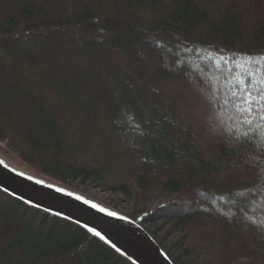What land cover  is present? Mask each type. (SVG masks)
Returning <instances> with one entry per match:
<instances>
[{"label":"trees","instance_id":"trees-1","mask_svg":"<svg viewBox=\"0 0 264 264\" xmlns=\"http://www.w3.org/2000/svg\"><path fill=\"white\" fill-rule=\"evenodd\" d=\"M0 152L67 187L170 194L128 217L173 264H264V0H0ZM0 264L132 263L0 191Z\"/></svg>","mask_w":264,"mask_h":264},{"label":"water","instance_id":"water-1","mask_svg":"<svg viewBox=\"0 0 264 264\" xmlns=\"http://www.w3.org/2000/svg\"><path fill=\"white\" fill-rule=\"evenodd\" d=\"M0 191L32 207L99 232L102 241L132 264H173L152 237L131 220L116 222L104 212L69 195L19 176L0 163ZM89 231V230H88ZM94 234V232L89 231Z\"/></svg>","mask_w":264,"mask_h":264},{"label":"rangeland","instance_id":"rangeland-1","mask_svg":"<svg viewBox=\"0 0 264 264\" xmlns=\"http://www.w3.org/2000/svg\"><path fill=\"white\" fill-rule=\"evenodd\" d=\"M207 121H209V123L210 122L213 123V120L208 119ZM212 123L210 124L212 125ZM119 125L121 126L120 137L122 142L125 145L132 144L135 141L136 137L140 134L138 130V126L135 123L128 121L120 123ZM0 158L14 166H17L18 168L24 170L26 173L30 174L31 176L37 179L50 182L58 187L65 189L67 192L74 195L75 197H80L84 201L111 210L122 216L125 220H131L128 217V214L130 213H135L136 217L140 219L144 217L148 211H151L159 206L165 205L166 203H168L173 199V197L168 193L153 192L149 194L144 200L143 199L141 200L135 198H127V199L122 198L117 193L102 192L91 185H81L75 183L72 186L67 187L58 183H54L50 179L36 175L35 173L31 172L25 167L8 159L1 152H0ZM188 206H189L188 203H186L185 207L188 208ZM148 226L151 227L150 224ZM142 228L145 229L147 228V226H144Z\"/></svg>","mask_w":264,"mask_h":264},{"label":"bare ground","instance_id":"bare-ground-1","mask_svg":"<svg viewBox=\"0 0 264 264\" xmlns=\"http://www.w3.org/2000/svg\"><path fill=\"white\" fill-rule=\"evenodd\" d=\"M0 163L3 165V166H5L7 169H9L11 172H13V173H15V174H17V175H19V176H22V177H24V178H26V179H28V180H31V181H34V182H36V181H41L42 183H40V184H42V185H44V186H47V187H49V185L51 186V187H49V188H51V189H53V190H55V189H62L63 191L62 192H59V193H62V194H66L67 195V193H69V192H67L65 189H63V188H61V187H58V186H56V185H54V184H52V183H50V182H47V181H44V180H41V179H37V178H35V177H33V176H31L30 174H28V173H26L24 170H22V169H20V168H18L17 166H14V165H12V164H10V163H8V162H6V161H4V160H2L1 158H0ZM29 177H31V179H29ZM56 191V190H55ZM69 196H71V197H73V198H75L76 199V197L74 196V195H69ZM79 201H82V202H84L85 203V201L84 200H82V199H79ZM87 204H89V205H93L92 203H87ZM95 205V204H94ZM97 207H95L96 209H98V210H100V209H103L104 211H102V212H104L107 216H109V217H111L113 220H115L116 222H122V221H125V219L122 217V216H120L119 214H117V213H115V212H113V211H111V210H108V209H106V208H103V207H101V206H98V205H96ZM108 213H115L116 215L115 216H110V215H108ZM64 219V218H63ZM73 223V222H72ZM75 224V223H74ZM77 225V224H76ZM79 226V225H78ZM81 227V226H80ZM83 228V227H82ZM144 229V228H143ZM145 230V229H144ZM88 231V230H87ZM93 234V233H92Z\"/></svg>","mask_w":264,"mask_h":264},{"label":"snow or ice","instance_id":"snow-or-ice-1","mask_svg":"<svg viewBox=\"0 0 264 264\" xmlns=\"http://www.w3.org/2000/svg\"><path fill=\"white\" fill-rule=\"evenodd\" d=\"M29 179H31V177H29ZM36 183H42L41 181H36ZM49 187H51L50 185H49ZM57 192H62L63 190L62 189H55ZM67 195H71L70 193H67ZM76 199L77 200H79V199H81L80 197H76ZM85 203H88L87 201H85ZM92 207L93 208H95V207H97L96 205H92ZM100 211H104L103 209H100ZM108 215H110V216H115L116 214L115 213H108ZM89 231H92V232H94V235H96V236H100V233L99 232H95L93 229H91V228H89L88 229ZM100 238L101 239H103V237L102 236H100Z\"/></svg>","mask_w":264,"mask_h":264}]
</instances>
